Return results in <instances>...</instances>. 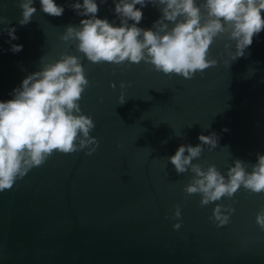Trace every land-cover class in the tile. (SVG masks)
Listing matches in <instances>:
<instances>
[{"label": "water", "instance_id": "95a60500", "mask_svg": "<svg viewBox=\"0 0 264 264\" xmlns=\"http://www.w3.org/2000/svg\"><path fill=\"white\" fill-rule=\"evenodd\" d=\"M56 2L64 5L59 16L34 0L37 11L21 25L19 0H0V15L15 25L11 43L23 45L11 51L0 24V100L44 62L75 54L89 80L80 108L93 119L98 143L90 153V146L53 150L0 190V264H264V228L255 220L264 192L240 186L202 205L200 193L184 191L193 173L177 172L167 159L179 144L202 143L198 134L213 131L217 144L193 158L202 167L226 174L239 158L250 170L264 153V27L234 60L233 39L218 34L207 53L217 63L185 78L143 60H88L73 39H61L66 25L87 14L69 7L72 0ZM114 7L98 0L96 15L118 25ZM142 13L138 25L152 27L160 6L148 3ZM215 203L235 209L227 224L209 218ZM177 204L182 223L174 229L169 217Z\"/></svg>", "mask_w": 264, "mask_h": 264}, {"label": "clouds", "instance_id": "9594fccd", "mask_svg": "<svg viewBox=\"0 0 264 264\" xmlns=\"http://www.w3.org/2000/svg\"><path fill=\"white\" fill-rule=\"evenodd\" d=\"M113 3L120 19L118 25L96 15L98 0H72L69 7L79 15H87L79 25H66L61 39H73L76 48L92 62L143 60L164 73L189 78L217 63L207 53L218 34L227 32L233 39L234 50L229 55L234 60L245 54L253 35L264 27L261 15L264 0H113ZM148 3L159 5L161 15L152 27L144 28L138 22L142 19V7ZM39 4L43 12L51 15L59 16L64 11V5L56 0H39ZM19 7L17 22L23 25L37 9L34 0H19ZM0 24L10 38V50L22 49V44L11 43L16 33L9 18L0 15ZM88 84L81 58L63 52L59 58L44 62L38 70L24 76L9 99L0 100V190L12 186L33 166L43 163L53 150L72 152L90 146L85 150L94 151L98 140L90 135V130L95 124L79 104ZM118 99L123 103L125 97L121 95ZM198 140L202 143L179 144L167 159L177 172L193 173L184 191L200 193V204L232 197L240 186L264 192V153H257L250 170L242 160L234 159L224 174L214 164L202 167L193 159L201 154L203 145L217 144V133H199ZM234 211L231 204L215 203L209 218L218 226L224 225ZM179 217L181 208L177 204L169 217L174 229L182 223ZM255 220L264 228V209L256 213Z\"/></svg>", "mask_w": 264, "mask_h": 264}]
</instances>
